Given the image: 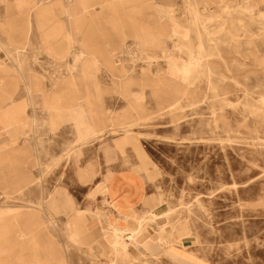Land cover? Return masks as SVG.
<instances>
[{
	"label": "rangeland",
	"instance_id": "rangeland-1",
	"mask_svg": "<svg viewBox=\"0 0 264 264\" xmlns=\"http://www.w3.org/2000/svg\"><path fill=\"white\" fill-rule=\"evenodd\" d=\"M52 1L43 0L36 16L29 5L0 0V54H9L1 55L0 100L25 104L19 133L0 129L5 247L16 258L20 245L38 247L46 233L65 244L61 264H264V0H108L94 2L82 24ZM162 10L171 19L156 17ZM80 51L96 61L87 73L84 61L71 72L91 91L103 125L82 137L75 113L53 119L39 92L24 87L42 77L51 100L65 89L70 54ZM106 58L136 80L118 82ZM146 66L161 84L140 78ZM127 169L152 194L136 229L97 191L110 173ZM28 206L39 214L31 243L17 234ZM75 209L83 215L78 242L67 237ZM107 214L131 230L113 231Z\"/></svg>",
	"mask_w": 264,
	"mask_h": 264
},
{
	"label": "crops",
	"instance_id": "crops-1",
	"mask_svg": "<svg viewBox=\"0 0 264 264\" xmlns=\"http://www.w3.org/2000/svg\"><path fill=\"white\" fill-rule=\"evenodd\" d=\"M14 3L18 5H29L28 9L36 16H40L41 10L43 9L41 6L43 5V0H13ZM54 5H57L58 8L61 10V12L65 13V15L68 18H72L75 20L76 23L82 24L84 22L83 18L86 15L93 16L94 13L92 12V5H94V2H98L103 5L108 4V0H57V1H52ZM41 7V8H40ZM160 6L158 5H153V8H158ZM30 12H28L29 14ZM153 15V14H152ZM154 16V15H153ZM156 17L162 18L165 17L167 18L166 21L171 19L170 16L164 14V11L162 10L161 13L157 14ZM154 24V22H153ZM155 26L160 27V34L163 35V31L161 28L162 22L157 21L155 23ZM159 34V36H160ZM156 36H158L156 34ZM154 41H153V44ZM124 46V45H123ZM121 46V48H123ZM1 47V44H0ZM125 47V46H124ZM1 55H6L9 56L8 53L0 54V66H4L5 63L3 61V58ZM34 54H31L33 56ZM68 54H66L67 56ZM71 58L73 61V64L71 67H68L69 70V75L65 76L62 80L65 83V89L62 91H53V94L51 96V100H48V93L46 89L44 88V84H42V77H38L37 75H32L30 78L31 80L24 84L25 91L28 95H32L33 93H38L42 96L43 98V107L45 110L48 111L49 115L52 117V115H55L53 119H60V114L62 111H68L70 113H75L76 114V129L82 137L84 134H100L103 125H100L97 120H96V111L93 109L92 105V93L88 89L87 86H85L84 90L81 89L79 84L76 83L77 79L76 77L72 74V70L75 68V65L78 61H84L85 67L83 68L85 70V73H87V67L90 64L95 63L96 59L93 56H90L87 58V53H84V51H80L79 53H71ZM86 55V56H85ZM28 56V55H27ZM84 58H81V57ZM34 63L37 62V57L33 58ZM106 65H108L111 70V75L115 76L117 78L118 82H129V81H134L136 80L134 77L131 75H128L126 72L127 70L125 69H116L115 67V60H111L106 58L105 62ZM142 67V66H141ZM139 70L140 73V78L148 79L149 81L153 82V84H161L162 79L157 75V77H152L151 73L149 74V68L148 66L143 67ZM113 68V69H112ZM170 69V68H169ZM3 70V69H2ZM6 70V69H5ZM170 72L174 73L172 69H170ZM156 75V74H155ZM83 77H87L86 75H83ZM138 78V80H140ZM157 78V81H156ZM3 87V84L0 83V88ZM54 88V87H53ZM67 88V89H66ZM96 91V89H95ZM11 93L7 92L4 93L2 96L4 98H8ZM4 100H0V122H1V128L4 129L8 126H12L15 128L17 131L16 134L19 133V123H23L21 121L22 119V113H24V103H17L12 100L9 101V103L6 104V107H3L1 103H3ZM94 113V114H93ZM83 115V116H82ZM50 118V117H49ZM83 119V120H82ZM35 123V116H34V111L31 116V124L34 125ZM56 123V122H54ZM24 124H22L23 126ZM126 132V131H125ZM129 131L125 133V137L127 140H132L133 137L128 134ZM15 140V138L13 139ZM143 155V154H141ZM144 158V156H142ZM18 178V184L19 187L21 188L22 183L24 179L26 178L23 174V172L19 173L17 175ZM97 191L104 196H106L107 200L111 203L112 207L114 210L117 212L118 215L121 216L123 220L126 219H133L135 221V228L138 226L139 221H143V219L146 217V215H143L139 212V210L142 208L143 204L145 202H148L152 194L148 191V187L146 184V181L142 177L141 174L137 173L133 169H127V170H122L118 172H113L110 173L105 181H101L97 185ZM34 207V208H33ZM28 206L26 210H24L20 215H19V220L22 222V227L19 226V230L17 231V234H19L23 238H28L27 242H32L34 240V237L31 236L30 231L31 228L39 224V214L36 211V206ZM82 213L81 210L75 209V212L72 216V218L67 222L68 226V233L67 237L69 241L72 242H78L82 241L81 236H80V230L81 226L78 225V221L81 219L82 220ZM107 222L112 227L113 231H118V232H123L125 229L131 230L130 227H125L122 225L118 220V218H114L112 215L107 214L106 216ZM49 224H54V221L50 218L48 219ZM29 224V227H28ZM9 224L7 222H0V253H1V264H22V256H37L43 261L46 262V264H56V257L58 256V263L61 264L62 256L65 258V263H66V247L64 243H60L59 245H56L55 243L51 242V236L47 235L44 233L43 237L41 240H39L38 247H28L26 243H23L20 245L18 249V254L17 257H14V254L16 251L12 254V249H9L8 247H5L3 243L4 237L8 234V228ZM7 231V232H6ZM12 234H16V231L11 230ZM162 235V233H160ZM8 236H10L8 234ZM64 239L66 238V235H64ZM33 237V238H32ZM114 237L115 234L113 235V238L111 236V241H113L114 245ZM22 257V258H21ZM28 257V256H27ZM26 257V262L27 264H36L35 261H27ZM29 258V257H28ZM39 263V261H38Z\"/></svg>",
	"mask_w": 264,
	"mask_h": 264
},
{
	"label": "bare ground",
	"instance_id": "bare-ground-1",
	"mask_svg": "<svg viewBox=\"0 0 264 264\" xmlns=\"http://www.w3.org/2000/svg\"><path fill=\"white\" fill-rule=\"evenodd\" d=\"M194 3V2H193ZM192 4V3H191ZM184 68V67H183ZM177 70V69H176ZM188 71V70H187ZM188 77V76H187ZM83 116V115H82ZM83 120V119H82ZM116 244L123 245V242H119V240L116 242ZM115 251V250H114Z\"/></svg>",
	"mask_w": 264,
	"mask_h": 264
}]
</instances>
